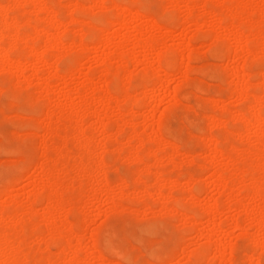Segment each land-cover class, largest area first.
Returning a JSON list of instances; mask_svg holds the SVG:
<instances>
[{
  "label": "rangeland",
  "instance_id": "374dc122",
  "mask_svg": "<svg viewBox=\"0 0 264 264\" xmlns=\"http://www.w3.org/2000/svg\"><path fill=\"white\" fill-rule=\"evenodd\" d=\"M115 2L121 4V9H128L125 16H119V7L112 5ZM231 2L0 0V9L3 4H6L4 8L9 6V11L5 9L7 14H2L6 19L1 15L0 20L8 18L13 22L11 28L14 27L9 34L12 44L10 36L6 35L8 30L3 32L7 36L3 39L6 41L4 47L11 44L16 52L13 55L10 51V58L17 60L21 54L19 59L23 60L10 62L0 57V235L3 236L0 239L5 238L2 239L4 245L0 243L3 246L0 247V264H5L4 261L7 264L10 257H17L19 262L14 261L16 258L13 260L17 264H264V229L263 225L256 226L258 217H264V193L261 196L256 193L264 188V147H259L257 139L264 131V122H261L264 120H251L253 114H261L264 109V24L262 37H257L254 30L261 42H255L257 38L250 35L254 27L249 26L264 13V2L241 0L234 10L232 5L236 3ZM45 6L47 12H44ZM215 6L213 10L221 15L238 16L233 27L227 23L230 18L225 20L214 11L216 14L209 13L208 10L212 12ZM134 7L140 11H135ZM189 8H194L193 17ZM195 15L198 18L195 19ZM149 16L158 24H154L153 18L150 21ZM99 19L102 24L97 23ZM90 20L93 23H89L92 28L88 30ZM98 25L103 27V32ZM246 26L250 31L244 29ZM0 27L2 29V25ZM239 27H244L246 35L243 38L240 36L243 30ZM14 31L18 34L22 31L24 35L20 33L19 37ZM89 36L92 40L86 39ZM136 37L144 44L145 39L155 38L154 47L147 49L137 45L142 40L138 38L137 43ZM104 38L110 40L109 47L101 45ZM248 38H252L255 45ZM81 41L88 42L86 51L81 50ZM246 41L250 48L251 43L254 45L252 51L245 47ZM117 44L119 48L116 49ZM24 46L28 49L36 46L39 56L31 55V49L25 48L23 52ZM215 46L217 51L212 52ZM247 49L251 53L244 58ZM57 56L65 60L64 63ZM173 58L177 59L175 63ZM56 69L58 75L68 71L67 79L58 78ZM248 72L252 73L249 77ZM116 73L115 85L121 88L113 84ZM90 75L95 76L92 79ZM81 85L85 86V91ZM96 89L93 96L90 91ZM251 90L259 93L261 99L252 93L256 101L251 100L252 105L261 100V110L259 102L258 107L253 106L257 111L252 108L250 98L247 100ZM98 92L104 93L102 97H107L108 102H99L96 98L102 94ZM83 95L96 96L99 103L89 97V101L96 103L85 102ZM131 97L139 100L134 99L139 106L136 102L132 104L133 99L131 104L127 101ZM49 103L56 111L57 108L66 109V113L71 107H80L78 111L83 116L74 117L75 128L66 131L65 118L58 121L57 112H53L52 117L47 113ZM86 103L90 106L85 107ZM225 108H229L231 118L224 117ZM222 109L225 110L221 115ZM214 115L220 116L223 123L217 122L219 119L216 121ZM262 115L264 119V112ZM162 116L165 121H161L167 125H160L162 131L156 132ZM50 122L54 129L48 128ZM105 124L110 126L104 128ZM80 130L88 138L94 152L93 160L78 161L82 151L73 145ZM226 133L227 141L223 136ZM58 135L61 138L58 139ZM167 138L170 142L173 140L174 145L168 142L169 145ZM55 142L61 144L65 152L69 148L68 153L63 151L65 154L57 158L60 154L55 151L58 146ZM50 146L54 149L48 148ZM224 148L227 156L229 152L233 154L234 161L225 156ZM230 149L238 150L233 153ZM45 153L57 159L53 160L57 167L44 163L47 162ZM100 159L105 161L102 171L89 172L87 169L96 166ZM74 162H81L82 167L78 169ZM216 169L226 173V179L232 172L229 178L232 176L234 182L231 178V182L219 180L213 174ZM195 185L199 191L192 189ZM244 185L245 191L252 190L249 186L254 191H247L248 195L242 189ZM51 197L60 205L54 216H48L45 211ZM174 198L183 204L174 205ZM214 204H219L218 210L214 209ZM208 209L207 214L205 210ZM237 219L241 223L235 227ZM21 223L27 224L22 225L24 233L20 230ZM106 241L111 243L107 245ZM221 256L226 257L222 259Z\"/></svg>",
  "mask_w": 264,
  "mask_h": 264
},
{
  "label": "bare ground",
  "instance_id": "6f19581e",
  "mask_svg": "<svg viewBox=\"0 0 264 264\" xmlns=\"http://www.w3.org/2000/svg\"><path fill=\"white\" fill-rule=\"evenodd\" d=\"M111 1H112V0H111ZM127 1H128V0H127ZM231 1H232L231 4H232L233 2L236 3L234 6L232 5L233 10H234V9H237V8L240 6L239 2L241 3V0H231ZM261 1H262V3L264 2V0H261ZM44 2H45V1H44ZM46 2H47V1H46ZM50 2H52V1H50ZM53 2H54V1H53ZM53 2H52V3H53ZM77 2H78V1H77ZM42 3H43V1H42ZM116 3H117V2H115V3L112 4V5H115V6H118V7H119V8H118V9H120V11H119V16H120V17L125 16V15L128 13V12H127L128 9H127V10L124 9V8L121 9V7L119 6V5H121V4L116 5ZM138 3H139V2H138ZM237 3H238V4H237ZM2 4H3V3H2ZM43 4H44V5H47L46 3H43ZM78 4H79V3H78ZM110 4H111V3H110ZM139 4H140V3H139ZM7 5H8V4H7ZM49 5H51V4H49ZM49 5H48V6H49ZM241 5H242V4H241ZM0 6H1V5H0ZM4 6H6V4H5V5L3 4V5H2V9H0V19H1V17L3 16L2 14L5 13V9H7L6 11H9V10H8V9H9V8H8L9 6L6 7V8H4ZM51 6H52V5H51ZM51 6H50V7H51ZM135 6H137V4H136ZM45 7H46V8L44 9V12H47V11H48L47 6H45ZM78 7H82V6L79 5ZM125 7H126V6H125ZM216 7H217V6L212 7V9H211L212 12H211L210 9H209V10H208L209 13H211V14H212V13H213V14H216L217 12H216L215 10H213V9H216ZM82 8H83V7H82ZM205 8H206V7H205ZM230 8H231V7H230ZM241 8H242V7H241ZM134 9H135V7H134ZM189 9H191V8H189ZM50 10H51V9H50ZM136 10H137V9H135V11H136ZM138 10H139V9H138ZM138 10H137V11H138ZM144 10H145V9H144ZM193 10H194V8H193ZM193 10L191 9V12H192V13H191V16H192V14H193ZM130 11H132V10H130ZM139 11H140V10H139ZM162 11H163V10H162ZM205 11H206V9H205ZM213 11L216 12V13H214ZM217 11H218V9H217ZM220 11H222V13H223L222 8H221ZM220 11H219V12H220ZM144 12H145V11H144ZM206 12H207V11H206ZM129 13H130V12H129ZM148 13H149V12H148ZM6 14H7V13H5L4 15H6ZM45 14H46V13H45ZM141 14H142V12H141ZM149 14H150V13H149ZM195 14H196V13H195ZM1 15H2V16H1ZM43 15H44V14H43ZM137 15L140 16V13H137ZM151 15H154V14H152V12H151L150 16H151ZM158 15H159V14H158ZM164 15H165V14H164ZM193 15H194V14H193ZM218 15L220 16L221 14H220V13H217L216 16H218ZM224 15H225V13H223L221 16H222L225 20H226V19L228 20V19L230 18V19H229V22H227V23H228V25L230 24V25L233 27L232 23H234L235 18H237L238 16L236 15V17L233 16V18H231V17H229V15H227V16H224ZM8 16H9V13H8L7 17H8ZM85 16H86V15H85ZM150 16H149V17H150ZM187 16H188V15H187ZM189 16H190V14H189ZM189 16H188V17H189ZM221 16H220V18H221ZM3 17H4V16H3ZM10 17H11V16H10ZM142 17H145V14H144V13H143ZM142 17H141V18H142ZM161 17H162V16H161ZM163 17H164V16H163ZM188 17H187V18H188ZM192 17H193V16H192ZM192 17H189V18H190V19H193ZM4 18L6 19V16H5ZM4 18H2V21L0 20V24L2 25V29H1V27H0V29H1V30H0V57H1V58H2V57H6V58H8V61H10V62H11V61H13V62H14V61H15V62L23 61V60H20V59H19V58L22 56L21 54H19L20 57L17 58V60H16L15 58H14L15 60H13V58H10V54H9L10 51H11V53L13 52V53H12L13 55H14V52H16V51L13 50V49H15V48L11 49V48H12V45H11V44H12L13 40L10 39L12 36L9 35L10 33H12V31H10V28H11V23H12V25H13V22L10 23V21H8V20H9L8 18H7V21H6ZM93 18H95V17H93ZM100 18H102V17L100 16ZM152 18H153V16H152ZM152 18L150 17L149 20L152 21ZM171 18H172V17H171ZM196 18H198V17H196V15H195V19H196ZM10 19L12 20V18H10ZM139 19H140V17H139ZM175 19H176V17H175ZM224 19H221V22H222V20H223V22H224V21H225ZM14 20H15V19H14ZM153 20H154V24L157 23V21H155V20H156L155 18H153ZM193 20H194V19H193ZM239 20H240V19H238V21H239ZM94 21H95V20H94ZM99 21H100V19L97 20V23H99ZM101 21H104L103 18H102ZM101 21H100V23L102 24ZM250 21H251V20H250ZM14 22H15V21H14ZM90 22H91V20L88 22V25H89ZM95 22H96V21H95ZM235 22H236V21H235ZM248 22H249V21H248ZM258 22H259V23H258ZM91 23H93V22H91ZM91 23H90V25H92ZM100 23H99V24H100ZM224 23H225V22H224ZM252 23H253V24H251V22H250V24H249L250 27L253 25L251 28L254 27V29H251V31L249 30L250 28H248V26H246L247 28H246V27H245V28L243 27V28L249 30L250 32L253 31V32H252L253 34H254V30H255V31H256V32H255L256 36H257V37H260V36L262 37V35H261V27H262L263 24H264V13L261 15V17H260V19H259L258 21H254V19H253V20H252ZM104 24H105V21H104ZM157 24H158V23H157ZM1 25H0V26H1ZM90 25H89L90 28H88V30L92 28ZM246 25H247V22H246ZM93 26H97V25H93ZM52 27H54V26H51V28H52ZM98 27H99V30L102 29L101 32H103V30H104L103 27L101 28V26H99V25H98ZM95 28H96V27H95ZM236 28H237V27H236ZM239 28H240V30H241V29L243 30L242 32L240 31V32L243 34L245 30H244L243 28H241V27H239ZM11 29H12V28H11ZM15 29H17V28H15ZM20 29H23V28H20ZM20 29H19V30H20ZM96 29H97V28H96ZM5 30H6V31H7V30L9 31V33H8V31H7V33H6V32H5V33H6V35H9V36H10L9 39L11 40V41H10L11 44L8 43L9 45L7 44V46H8L7 48H6V46L4 47V44H5L4 41H5V40H3L4 38L7 37L6 35H4L5 33H3ZM12 30H14V27H13ZM17 30H18V29H17ZM88 30H87V31H88ZM93 30H95V29H93ZM238 30H239V29H238ZM87 31H86V32H87ZM91 31H92V30H91ZM91 31H90V32H91ZM95 31H96V30H95ZM95 31H94V32H95ZM86 32L84 33V36H85V34H87ZM97 32H98V30H97ZM97 32H96V33H97ZM14 33H17V31H14ZM20 33H22V31H20L19 34H20ZM237 33H239V32H237ZM17 34H18V33H17ZM19 34H18V35H19ZM22 34L24 35V32H23ZM22 34H21V37L23 36ZM41 34H42V33H40V35H41ZM239 34H240V33H239ZM242 34H241L240 36H242V38H243V36H245L246 34H245V35H244V34L242 35ZM253 34L250 33V35H252V37L255 39L256 36H255V34H254V36H253ZM13 35H14V34H13ZM44 35H45V34H44ZM90 35H91V34H90ZM198 35H199V34H197V36H198ZM5 36H6V37H5ZM16 36H17V35H16ZM41 36H42V35H41ZM96 36H97V35H96ZM100 36L102 37L101 34H100ZM200 36H201V35H200ZM238 36H239V35H238ZM240 36H239V37H240ZM19 37H20V35H19ZM257 37H256V38H257ZM40 38H41V37H40ZM40 38H39V39H40ZM91 38H92V36H89V37H87L86 39H87V40H92ZM138 38L141 39L140 37H138ZM138 38L136 37V42H137V43H138V40H139ZM240 38H241V37H240ZM12 39H13V38H12ZM36 39H37V38H36ZM36 39H35V40H36ZM95 39H97V38H95ZM100 39H101V38H100ZM100 39H99V41H100ZM102 39H103V37H102ZM104 39H106V38H104ZM248 39H249V38H248ZM251 39H252V38H251ZM251 39H249V42H250ZM263 39H264V37L262 38V42L264 41ZM2 40H3V41H2ZM19 40H21V39H19ZM141 40H142V39H141ZM147 40H148V39H147ZM154 40H156V39H155V38L152 39V37H151V39L149 38L148 41H146V39L144 40V41H145V44H144V42H143V40H142V42L139 41L140 43L137 44V45H140V44H141V46L144 45L143 47H145V48L147 47V49H148L149 47L152 48V47H154V43H155ZM252 40H253V39H252ZM252 40H251V41H252ZM257 40H259V41L261 42V39H260V38H259V39H258V38L255 39V42H256ZM14 41H15V40H14ZM32 41H33V42H32V45H31V46L34 45V39H33ZM82 41H83V39H82ZM82 41H81V44H80V46H81L80 48H81V50H82V49H85V51H86L87 48H88V46H87V48H86L85 45H87L88 42L85 43V41H84V42H82ZM259 41H258V42H259ZM5 42H6V41H5ZM8 42H9V41H8ZM100 42H101V41H100ZM103 42H104V43H103ZM109 42H110L109 39H108V40L106 39V40H104V41L102 40V43H103V44H101V45H103V46H108V47H109V46H110ZM246 42H247V45H245V47L247 48V46L249 45V42H248V41H246ZM252 42H253V44L255 45L254 40H253ZM260 42H259V43H260ZM3 43H4V44H3ZM17 43L19 44V41H18V40H17V42L15 41V44H16V45H17ZM215 43H216V42H215ZM36 44H37V43H36ZM245 44H246V43H245ZM253 44L251 43V45H250L252 48H253V46H254ZM257 44H258V43H256V45H257ZM13 45H14V43H13ZM16 45H15V46H16ZM37 45L39 46V42H38ZM88 45H89V44H88ZM152 45H153V46H152ZM215 45H216V44H215ZM28 46H30V45H28ZM119 46H120V45H119ZM13 47H14V46H13ZM17 47H18V46H16V50H17ZM21 47H22V46H21ZM35 47H36V46L31 47V48H30L31 50H30V49H28L29 47H27V46L25 47V46H24L23 52H24V50L27 49L28 51H29V50L31 51V53H32L31 55L34 56V55H37V54H38V56H39V53H38V51H37L38 49H36L37 47H36V48H35ZM248 47H249V46H248ZM25 48H26V49H25ZM114 48H116V49L119 48V47H118V44H117L116 46H114ZM214 48L216 49L217 46H215ZM214 48H212V49H214ZM249 48H250V47H249ZM249 48H248V49H249ZM252 48H250L249 51H250ZM248 49H247V54H244V58H246V57H245L246 55H247V56H250L249 54H250L251 52L248 53V52H249ZM12 50H13V51H12ZM18 51H19V50H18ZM21 51H22V50H21ZM83 51H84V50H83ZM85 51H84V52H85ZM211 51H212V50H211ZM216 51H217V49H216L215 51H212V52H216ZM245 51H246V50H245ZM251 51H252V50H251ZM229 52H230V51H229ZM25 54H26V53H25ZM25 54H24V55H25ZM231 54H232V53H231ZM231 54H230V55H231ZM236 54H237V53H235L234 55L236 56ZM45 55H46V54H45ZM47 55H48V54H47ZM47 55H46V57H47ZM190 55H191V54H190ZM190 55H189V56H190ZM227 55H228V57H230L229 54H227ZM17 56H18V55H17ZM25 56H27V58H28V55H25ZM25 56H24V59H26ZM189 56H188L187 58H189ZM192 56L195 58L194 54H193ZM30 57H32V56H30ZM42 57L45 58L43 55H42ZM57 57H58V56H57ZM61 57H63V56H61ZM161 57H163V56H162V55L160 56V62H159V65H160V63H161ZM164 57H165L164 59L167 58L166 54L164 55ZM228 57H227V58H228ZM43 58H42V60H44ZM58 58H59L58 60H60V61L63 60V59L61 60L60 57H58ZM190 58L192 59L191 56H190ZM190 58H189V60H191ZM64 59H66V58H64ZM173 59H174V58H173ZM175 59H176V58H175ZM175 59H174V63H175L176 60H177V59H176V60H175ZM5 60H7V59H5ZM46 60H47V59H46ZM46 60H45V61H46ZM56 60H57V59H56ZM68 60H69V59H68ZM157 60L159 61V59H157ZM169 60H170V58H169ZM169 60H168V61H169ZM45 61H44V62H45ZM64 61H65V60H63L62 62L64 63ZM166 61H167V60H166ZM168 61H167V62H168ZM172 61H173V60H172ZM172 61H169L168 63H172ZM56 62H57V61H56ZM245 62H246V61H245ZM245 62H244V63H245ZM45 63L47 64L48 62H45ZM168 63H167V66L170 65V64H168ZM244 63L242 64L243 68L245 67V66H244ZM48 64H49V63H48ZM171 65H172V64H171ZM251 65H253V64H251ZM161 66H162V65H160V67H161ZM172 66H173V65H172ZM172 66H171V67H172ZM57 68H58V67H57ZM240 69H241V68H240ZM33 70H34V69H33ZM35 70H36V69H35ZM73 70H74V69H73ZM36 71H37V70H36ZM243 71H246V70H243ZM56 72H57V69H56ZM63 72H65V73H64L65 75H64V74H60V75H58V72H57V75L60 76V77H58V78H61V79H63V80H64V78H65V80H66V79H67V78H66V74H67L68 71L66 72V70H64ZM71 72H72V70H71ZM92 72H94V71H92ZM145 72H146V74H147L148 69H147V71H145ZM34 73H36V72H34ZM110 73H111V71H110ZM226 73H227V72H226ZM113 74H114V73H113ZM249 74H250V72H248V77L252 75V73H251L250 75H249ZM259 74H260V73H259ZM55 75H56V74H55ZM263 75H264V74H263ZM61 76L64 77V78H62ZM67 76H68V75H67ZM87 76H88V75H87ZM94 76H95V75H93V76L90 75V77H91L92 79H93ZM131 77L133 78V76H131ZM88 78H89V76H88ZM115 78H118V74H117V73L115 74L114 80H115ZM132 78H131V80H132ZM248 79H249V78H248ZM248 79H247V80H248ZM112 80H113V78H112L111 80H108V81H109V82L107 81L108 84H109L110 81H112ZM116 80H117V79H116ZM116 80H115V81H116ZM248 81H250V80H248ZM64 82H65V81H64ZM86 82H87V81H86ZM86 82H85V84H86ZM107 82H106V83H107ZM130 82H131V81H130ZM263 82H264V80H263ZM106 83H105V84H106ZM115 83L117 84V81H116V82H113L114 85H115ZM187 83H188V82H187ZM187 83H186V84H187ZM249 83H250V82H249ZM249 83H248V84H249ZM64 84H65V83H64ZM85 84H84V85H85ZM262 84H264V83H262ZM13 85H14V84H13ZM65 85H67V84H65ZM82 85H83V84H82ZM82 85H81V89L83 90V89H85V86H87V85H85L84 88H82V87H83ZM249 85L252 86L251 83H250ZM249 85L247 86V88L249 87ZM16 86H18V85H16ZM115 86H116V85H115ZM118 86H119V84H118ZM118 86H116V87L118 88ZM254 86H255V85H254ZM20 87H21V86H19V89H21ZM112 87H113V86H112ZM255 87H256V86H255ZM261 87H262V86H261ZM17 88H18V87H17ZM86 88H87V87H86ZM113 88H114V87H113ZM119 88H121V87L119 86ZM130 88H131V83H130ZM263 88H264V85H263ZM45 89L47 90L48 88L45 87ZM76 89H79V87H77ZM99 89H100V88H99ZM105 89H106V87H105ZM86 90H87V89H86ZM102 90H103V89H102ZM106 90H107V89H106ZM198 90H199V89H198ZM237 90H238V89H237ZM248 90H249V89H248ZM252 90H253V88H252ZM252 90H251V92L248 91L250 97H249V95H248V98L246 97L247 100H248L249 98H250L249 100H251V99L253 100L254 96H253L252 93H254V95H257V96L259 97V93L256 92V93H257V94H256V93L253 92ZM18 91H19V90H18ZM49 91H50V90H49ZM83 91H85V90H83ZM87 91H88V90H87ZM89 91H90V90H89ZM95 91H97V89H96V90H93V91H90V92H93V93H94ZM113 91H115V90H113ZM179 91H181V90H179ZM179 91H178V92H179ZM47 92H48V91H47ZM78 92H80V91L78 90ZM120 92H121V91H120ZM120 92H119V93H120ZM237 92H240V89H239V91H237ZM263 92H264V90H263ZM93 93H92V94H93ZM95 93H96V92H95ZM95 93L93 94V96L95 95ZM99 93H101V92H98V95H101V94H102V93H101V94H99ZM250 93L252 94L253 97L251 96ZM14 94H15V93H14ZM82 94H83V93H82ZM86 94H87V93H86ZM113 94H114V93H112V97H113ZM18 95H19V93H18ZM83 96H84V95H83ZM83 96H82V97H83ZM85 96H86V95H85ZM85 96H84V97H85ZM102 96H105V94L103 93L101 96H98L96 99H97L99 102H104V101L108 102V101H107L108 98H107V97H104V98H106V99L104 100V98H103ZM106 96H107V95H106ZM114 96H116V95H114ZM117 96H118V94H117ZM88 97H89V96H86V97H85L86 99L84 98L85 100H84V99H83V100H84L85 102H86V100H87V102H90L91 104H92V103L95 104L96 102L99 103L97 100H95V97H96V96L93 97L94 100H95L96 102L93 101V100H92V101H89V100L87 99ZM251 97H252V98H251ZM89 98H91V97H89ZM93 98H91V99H93ZM117 98H118V97H117ZM259 98H260V97H259ZM91 99H90V100H91ZM112 99H114V98H112ZM132 99H133V98L131 97V99H129V100H127V101H129V103L131 104L132 101H133L135 98H134L133 100H132ZM260 99H261V98H260ZM114 100H115V99H114ZM135 100H137V102H139L138 99H135ZM135 100L133 101L132 104H134V102H136ZM252 100H251V101H252ZM254 100H255V98H254ZM254 100H253V101H254ZM258 100H259V99H258ZM36 101H37V100H36ZM127 101H126V104L128 105ZM140 101H141V100H140ZM253 101H252L251 103L248 101V102L251 104L252 108H253V106H257V105L261 102V100H260V101H258L259 103L257 102L256 105H255V104L252 105V104H253ZM255 101H256V100H255ZM85 102H83V103H85ZM137 102H136V103H137ZM81 103H82V102H81ZM90 103H86V104H84V106H85V107H86V106H90ZM255 103H256V102H255ZM49 104H50V103H49ZM94 104H93V105H94ZM130 104H129V105H130ZM138 104H139V103H137V105H138ZM199 104H200V103H199ZM199 104H198V105H199ZM261 104H262V103H260V104H259V107H258V106H257V107L260 108V105H261ZM31 105H32V104H31ZM140 105H141V103H140ZM142 105H143V103H142ZM142 105H141V106H142ZM84 106H83V107H84ZM91 106H92V105H91ZM138 106H139V105H138ZM48 107H49V109H48ZM50 107L53 109V111H51ZM53 107H54V106H53ZM53 107H52V103H51L49 106H46V110L48 109L47 113H50V115H51V117H52V116H54L53 112H54V113L57 112V114L60 115V116L58 115L59 118H60V119H58V121L61 120V118H65V120H66V121H65V122H66V125H65V127H66V131H67V129H69V128H73V129L75 128V127H74V126H75L74 124H76V123H75V119H74V117L76 118L77 115H81V116H83V115L80 114L79 111H78V109H79L80 107H79V108L71 107L67 113H66V111H65L66 109L64 110V109H62V108H61V109H58V108H57V111H56V109L53 108ZM55 107H56V106H55ZM85 107H84V108H85ZM261 107H262V105H261ZM170 108H171V107H170ZM249 108H250V107H249ZM258 108H253V109H256V110H257ZM262 108H263V107H262ZM123 109H126V107H123ZM225 109H227V108H225ZM225 109H222V111H220V113H221V112H224L223 110H225ZM54 110H55V111H54ZM67 110H68V109H67ZM84 110H85V109H84ZM86 110H87V109H86ZM168 110H169V109H168ZM228 110H229V108L227 109L226 114H224V117H225V116L227 117V115L230 114V113L228 112ZM248 110H249V109H248ZM256 110H255V111H256ZM260 110H261V108H260ZM58 111H59V112H58ZM172 111H173V109H172ZM243 111L246 113V110H245V109H243ZM243 111H242V112H243ZM253 111H254V110H253ZM257 111H258V110H257ZM261 111H262L261 114L259 113L260 115H262V113L264 112V109L261 110ZM44 112H45V110H44ZM126 112H128V111L126 110ZM126 112H124V114H125ZM129 112H130V111H129ZM230 112H231V110H230ZM244 112H243V113H244ZM249 112H252V111L250 110ZM78 113H79V114H78ZM171 113H172V112H171ZM216 113L218 114V112H216ZM231 113H232V112H231ZM247 113H248V112H247ZM253 113H254V112H253ZM253 113H252V114H253ZM255 113H256V112H255ZM44 114H45V113H44ZM124 114H123V115H124ZM196 114H197V113H196ZM222 114H223V113H221V115H222ZM250 114H251V113H250ZM259 114H253L252 117L250 116V117H251V120H255V121L258 120L259 122H260V120H264L263 117H262L263 115L260 116ZM218 115H219V114H218ZM230 115L232 116V114H230ZM56 116H57V115H56ZM164 116H165V115H164ZM164 116H162V118H160V122H161V123H160L159 120H158V125H159V126H156V127H158V129L156 128L158 131H156V130L154 129L155 126H153V130H154V131H156V132H161L162 130H159V127H161L160 125H162V124H163L164 126L167 125V124H164V123H163V121H165V120L163 119ZM168 116H169V115H168ZM231 116L228 115V117H230V118H231ZM214 117H216V116L214 115ZM219 117H220V116L216 117L217 119H215V120L217 121V120L219 119L217 122H222V123H223V121H220V118H219ZM224 117H223V118H224ZM31 118H32V117H31ZM33 118H34V117H33ZM40 118H41V117H40ZM54 118H55V117H54ZM165 118H166V116H165ZM221 118H222V116H221ZM230 118H229V121H230ZM36 120H37V119H36ZM39 120H40V119H39ZM39 120H38V121H39ZM161 120H163V121H161ZM227 120H228V119H227ZM52 121H53V120H52ZM55 121H56V120H55ZM58 121H57V122H58ZM231 121H232V120H231ZM231 121H230V123H231ZM261 122H264V121H261ZM52 123H53V122H52ZM52 123L50 122V123L48 124V128H50V129H54ZM106 124H107V123H106ZM106 124L104 125V128H107L108 126H110L109 124L106 126ZM46 125H47V124H46ZM73 125H74V126H73ZM163 125H162V126H163ZM217 125H218V124H217ZM262 125H263V124H262ZM164 126H163V127H164ZM218 126H219V125H218ZM63 127H64V126H63ZM263 129H264V128H263ZM263 129H261V131H262ZM47 130H49V129H47ZM64 130H65V129H64ZM105 130H106V129H105ZM54 131H55V130H54ZM59 132H61V131H59ZM54 133H55V132H54ZM54 133H53V134H54ZM83 133H84L83 130H80V133H79L80 136H79V138L77 139V141H78V145L76 144L77 141H76L75 145H73L74 147H76V149L79 147V148L81 149V151H82V154H81L82 157L78 158V161H81L83 158H84V159L87 158L88 160H89V159L93 160L92 158H94V157H93L94 152H93V150H92V148H91V145H90V143H89V141H88V138L85 137ZM133 133H134V132H133ZM133 133H132V135H133ZM135 133H136V132H135ZM219 133H220V132H219ZM259 133H260V132H258V134H259ZM160 134H161V133H160ZM226 134H227V133H226ZM226 134L223 135V136H224V137H226V136L228 137V134H227V135H226ZM134 135H135V134H134ZM218 135H219V134H218ZM218 135H217V136H218ZM54 136H55V135H54ZM58 136H59L58 139L61 138L60 135H58ZM168 136H170V135H168ZM214 136H215V135H214ZM257 136H258V137H257ZM257 136H256L257 139H259V147H260V148H263V147H264V131L261 132V133H260L259 135H257ZM77 137H78V136H76V138H77ZM215 137H216V136H215ZM221 137H222V136H221ZM227 137L225 138V140L227 139ZM74 138H75V137H74ZM167 139H168V138H167ZM216 139H217V137L215 138V140H216ZM222 139H223V138H222ZM75 140H76V139H74L72 142H74ZM164 140L166 141V138H165ZM212 140H214V139L212 138ZM215 140H214V144L216 145ZM220 140H221V139H220ZM229 140H230V139H229ZM192 141H193V138H192ZM222 141H224V139H223ZM226 141H227V140H226ZM168 142L171 143V142H174V141L171 140V142H170V139H168V140H167V143H168ZM218 142H219V145H220L221 141H218ZM218 142H217V143H218ZM169 143H168V144H169ZM229 143H230V142H229ZM229 143H228V144H229ZM171 144L174 145V143H171ZM171 144H169V145H171ZM175 144H176V143H175ZM228 144H227V145H228ZM231 144H232V143H231ZM53 145H54V143H53ZM53 145H52V146H53ZM55 145H58V146H59V147H58V146L55 147V151H56L58 154H60V155H57V154L55 153V156L57 155V158H59L61 155H64L65 153H68L69 148H68V151L65 152L64 150H66V149L62 148L63 146H62L61 144H56V142H55ZM60 145H61V146H60ZM77 146H78V147H77ZM177 146H178V145L176 144L175 147L177 148ZM233 146H234V147H233L232 149L235 150V148H236L235 146H236V145L233 144ZM53 147H54V146H53ZM215 147L217 148V145H216ZM221 147H222V146H221ZM46 148H47V147H46ZM48 148L51 149L52 147L50 146V147H48ZM48 148H47L46 150L49 151ZM79 148H78V149H79ZM139 148H140V147H138V149H139ZM216 148H215V149H216ZM227 148H231V147H227ZM52 149H54V148H52ZM148 149H149V148H148ZM169 149H170V148H169ZM174 149H175V148H174ZM217 149L219 150L220 148H217ZM217 149H216V150H217ZM224 149H225V148H224ZM232 149H230V151H231ZM44 150H45V149H44ZM140 150H142V146H141V149H140ZM170 150H171V149H170ZM175 150H176V149H175ZM218 150H217V151H218ZM237 150H238V149H236V151H237ZM19 151H20V148H19ZM19 151H18V152H19ZM24 151H25V150H24ZM63 151L65 152L64 154H63ZM135 151H136V150H135ZM143 151H147V153H148V150L143 149ZM236 151H233V150H232L231 152H233V153L235 152V153H236ZM9 152H10V151H9ZM13 152H14V151H13ZM137 152L139 153V151H137ZM173 152H174V151H173ZM218 152H219V151H218ZM220 152H221V150H220ZM223 152H225V156H226V157L230 158L229 160H231V159L233 160V154H232V153L229 152V155L227 156V155H226V149L223 150ZM145 153H146V152H145ZM145 153H144V155H145ZM237 153H238V152H237ZM47 154H48V153H45V155H44V156L47 158V162L45 161L44 163H46L47 166L50 164V167H53L54 165H55V167H57L56 164H55V162L53 161V160H57V159H52L51 157H49V154H48V155H47ZM142 154H143V153H142ZM221 154H222V153H221ZM41 155H42V153L40 154V156H41ZM51 155H52V153L50 154V156H51ZM223 155H224V154H223ZM47 156H48V157H47ZM138 156H139V155H138ZM61 157H62V156H61ZM46 158H45V160H46ZM48 158H49V160H50L49 163H48ZM138 158H139V157H138ZM239 158H240V157H239ZM239 158H238V159H239ZM100 160H101V159H100ZM140 160H142V159L140 158ZM232 160H231V161H232ZM103 161H104V159H103ZM103 161H102V160L99 161V163H98L96 166H93V167H92V165H91V168H90V169H87V170H88L89 172H94V173L97 172L98 170H99L98 172H100V170H101L102 167H103L102 165H105V164H103V163H105V161H104V162H103ZM209 161H210V160H209ZM213 161H214V160H212V164H213ZM233 161H234V160H233ZM51 163H52V164H51ZM74 163L77 164V167H79L78 169H80V167H82L81 162H80V163H78V162H74ZM92 163H94V162H92ZM232 163H233V162H232ZM210 164H211V162H210ZM212 164L210 165V167H212ZM215 164H216V163H215V161H214V164H213V165H215ZM233 164H234V163H233ZM51 165H52V166H51ZM74 165H75V164H74ZM206 165H207V164H206ZM206 165H205V167H206ZM77 167L75 168L76 171L78 170ZM94 167H95V168H94ZM213 167H214V166H213ZM213 167H212V168H213ZM215 167H216V166H215ZM243 167H245V166H243ZM243 167H242V168H243ZM86 168H89V166L86 167ZM99 168H100V169H99ZM206 168H207V167H206ZM216 168L219 169L218 167H216ZM242 168H241V169H242ZM246 168H247V167H245V169H246ZM209 169H210V168H209ZM217 169H216L217 172H214L213 174L216 175V176L218 177L219 180H220V179H225V180H227V181L229 182V180H230V178H231L232 183L234 182V181H233L234 179H232V176H230V178H229V175H230L232 172H231V173L229 172V174H228V179H226V177H225V174H226V173L224 174V172H223L221 169H220V170H217ZM245 169H244V170H245ZM188 170H189V169H188ZM101 171H102V170H101ZM209 171H210V170H209ZM98 172H97V174H98ZM137 172H138V171H137ZM182 172H183V171H182ZM226 172H227V171H226ZM245 172H246V170H245ZM247 172H249V169H248ZM119 173H120V172H119ZM140 173H141V172H140ZM188 173H189V172H188ZM190 173H192V172H190ZM227 173H228V172H227ZM137 174H139V173H137ZM141 174H142V173H141ZM223 174H224V175H223ZM242 174H243V169H242ZM246 174H248V173H246ZM179 175L181 176V173H180ZM185 175H187V174H185ZM191 175H192V174H190V177H191ZM226 175H227V174H226ZM231 175H232V174H231ZM244 175H245V174H244ZM120 176H121V173L119 174V177H120ZM105 177H106V176H105ZM107 177H108V176H107ZM136 177H137V176H136ZM138 177H139V176H138ZM190 177H188V178L191 180L193 176H192L191 178H190ZM243 177H244V176H243ZM107 179H108V178H106V181L108 182ZM121 179H124V178L121 177ZM231 180H230V182H231ZM102 181H103V180H102ZM104 181H105V180H104ZM120 181H122V180H120ZM123 181H124V180H123ZM227 181H226V182H227ZM228 182H227L226 184H228ZM104 183H105V182H104ZM109 183H110V182H109ZM109 183H108V185H109ZM110 184H111V183H110ZM229 184H230V183H229ZM110 186H111V185H110ZM145 186L148 187V185H145ZM249 187H250V189H252V190H246V191H245V185H244V188H242V189H244L243 191H245V193H247V191H248V193L253 192V191H254L253 188H252L251 186H249ZM195 188H196V185H195L194 188L192 187V189H194V190L199 189L198 186H197L196 189H195ZM242 189H241V190H242ZM260 189H262V188H259L258 191H257L256 193H258L259 195H260V194L262 195V194L264 193V190H263L264 188H263L262 190H260ZM196 191H199V190H196ZM260 191H263V192H260ZM192 192H193V190H192ZM245 193H244V194H245ZM248 193H247V194H248ZM247 194H246V195H247ZM251 194H252V193H251ZM258 194H257V196H258ZM50 195H52V197H53L55 194H54V195H53V194H50ZM248 195H249V194H248ZM261 195H260V196H261ZM260 196H259L258 198H260ZM263 196H264V194L262 195V197H263ZM52 197L50 198L51 202L47 203V204H49L48 207H47V210H45V211H47V213L49 214L48 216H50V214H51V216H52V215L54 216V215L57 213L56 211H58L59 206H60L56 200H52ZM262 197H261L260 199H262ZM48 199H49V198H47V200H48ZM174 199H175V198H174ZM172 200H173V198H172ZM177 200H180V199H178V197H177ZM177 200H176V199L174 200V203H175L174 205L181 203V201L176 202ZM36 201H37V200H36ZM64 201H65V200H64ZM171 202H172V206H174V205H173V201H171ZM181 204H183V203H181ZM192 204H193V203H191L190 205H192ZM188 205H189V204H188ZM214 205H215V204H214ZM182 206H183V205H182ZM221 206H222V205H221ZM185 207H186V206H184L183 209H186ZM17 208H18V207H17ZM176 208H177V207H176ZM204 208H205V207H204ZM178 209H179V208H178ZM199 209H200V207H199ZM205 209H206V208H205ZM214 209H215V210H218V209H219V204H216ZM221 209H222V208H221ZM193 210H194V209H193ZM14 211H15V210H14ZM55 212H56V213H55ZM184 212H185V210H184ZM205 212L208 214L210 211H209V209H208V210H205ZM251 212H252V211H251ZM253 212H254V211H253ZM44 214H46V213L44 212ZM191 214H192V212H191ZM194 214H195V213H193V216H194ZM259 214H261V213H259ZM262 214H263V212H262ZM247 215H249V213H247ZM247 215L243 216V218L248 217ZM258 216H259V215H258ZM198 217H201L200 214L198 215ZM194 218H195V216H194ZM194 218H192L194 221L197 220V219H194ZM245 219H246V218H245ZM243 220H244V219H243ZM255 220H257V219H255ZM237 221H238V219H237ZM256 222H257V225H256V226L259 225L260 228H261V226L263 225V229H264V217H263V218H262V217L260 218V216H259V217H258V220H257ZM240 223H241L240 220L238 221V223L235 222V227L240 226V225H239ZM254 223H255V222H254ZM236 224H238V225H236ZM255 224H256V223H255ZM22 225H23V226H24V225L26 226L27 224H25V223L22 224V223H21V225H19V226H21V229H20V230H23V233H24L25 231H24V229L22 228V227H23ZM25 226H24V227H25ZM259 226H258V227H259ZM18 228H19V227H18ZM25 229H27V227H26ZM0 234H2V233H1V230H0ZM97 236H98V235H97ZM0 237H3V236L0 235ZM94 238H95V237H94ZM2 239H3V238L0 239V241H1L0 243L3 244ZM4 239H5V238H4ZM4 239H3V240H4ZM93 240H94V239H93ZM6 241H7V240H5L4 243H6ZM96 241H97V240H96ZM106 242H107V241H106ZM95 243H96V242L94 241V242H93V245H94ZM110 243H111V242H110ZM110 243L107 242V245L110 244ZM253 243H255V242H253ZM2 244H0V245H1L0 247H1V248L3 247ZM255 244H258V243H255ZM3 245H4V244H3ZM112 245H113V244H112ZM208 246H209V245H208ZM107 247H108V246H107ZM235 247H236V246H234V248H235ZM1 248H0V249H1ZM94 248H95V245H94ZM111 248H113V246H111ZM97 249H98V248H97ZM97 249H96V250H97ZM112 250H114V249H112ZM233 250H234V249H233ZM237 250H238V249H237ZM119 251H120V250H119ZM112 253H113V252H112ZM118 254H119L118 256H120V257L123 256L122 253H118ZM121 254H122V255H121ZM196 254H197V253H196ZM165 255H166V257L168 256V254H165ZM231 256H233V255H231ZM125 257H126V256H125ZM225 257H226V256H223L224 259H225ZM229 257H230V255H229ZM14 258H16L17 260H16V259L14 260ZM127 258H129V257H127ZM197 258H198V257H197ZM220 258H222V256H221ZM223 258H222V259H223ZM10 259H11V257H10ZM10 259H8L9 262L7 261V264H17V263H15V262H17V261L19 262V261H20V260H18L17 257H13V258L11 259L12 262L10 261ZM125 259H126V258H124V260H125ZM230 259H231V258H230ZM232 259H233V257H232ZM232 259H231V260H232ZM235 259H236V258H235ZM13 260H14L15 262H14ZM129 260H130V259H129ZM219 260L221 261V259H219ZM235 261H236V260H235ZM1 262H2V261H1ZM1 262H0V263H1ZM10 262H11V263H10ZM3 263L6 264V261H4ZM20 263L22 264V262H20ZM23 264H24V263H23ZM50 264H51V263H50ZM231 264H232V263H231Z\"/></svg>",
  "mask_w": 264,
  "mask_h": 264
}]
</instances>
